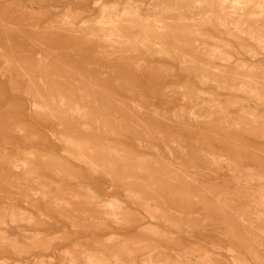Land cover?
<instances>
[{
	"label": "rangeland",
	"instance_id": "rangeland-1",
	"mask_svg": "<svg viewBox=\"0 0 264 264\" xmlns=\"http://www.w3.org/2000/svg\"><path fill=\"white\" fill-rule=\"evenodd\" d=\"M0 264H264V0H0Z\"/></svg>",
	"mask_w": 264,
	"mask_h": 264
}]
</instances>
